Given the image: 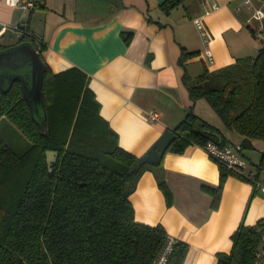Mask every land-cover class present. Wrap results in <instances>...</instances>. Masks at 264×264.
<instances>
[{"label":"trees","instance_id":"obj_1","mask_svg":"<svg viewBox=\"0 0 264 264\" xmlns=\"http://www.w3.org/2000/svg\"><path fill=\"white\" fill-rule=\"evenodd\" d=\"M182 1L164 0L160 7L168 13ZM250 30L261 42L255 56L212 71L205 68L188 84L193 101L205 98L224 124L244 137L242 147H250L251 139L264 141V21L261 35ZM20 33L14 44L44 48L27 27ZM121 36L129 44L132 33ZM10 46L2 44L0 50ZM193 55L182 49L181 64ZM89 80L78 67L54 73L45 63L40 94L46 130L20 81L6 90L0 84V264H182L188 244L170 237L161 224L137 222L129 198L144 169L153 167L171 203L158 171L161 162L131 170L139 157L120 147L118 134L99 114ZM174 132L166 152L181 153L191 144L204 147L209 140L224 142L220 130L193 110ZM47 151L57 152L50 165ZM263 162L264 153L258 168ZM219 167L218 188L203 186L213 194L214 206L233 174ZM263 219L250 226L242 221L231 235V250L218 252L216 264H253L263 243Z\"/></svg>","mask_w":264,"mask_h":264},{"label":"crops","instance_id":"obj_2","mask_svg":"<svg viewBox=\"0 0 264 264\" xmlns=\"http://www.w3.org/2000/svg\"><path fill=\"white\" fill-rule=\"evenodd\" d=\"M163 1L39 0L28 12L0 0V45L16 43L21 31L15 27L25 24L44 46L37 49L54 73L71 67L85 71L100 116L118 134L120 147L132 154L142 156L166 128L174 131L193 110L220 130L225 143L239 146L247 170L264 179V162L258 168L264 141L251 139L250 147H242L244 137L226 126L205 98L193 101L188 90L205 68L216 70L258 53L261 42L250 27L261 35L263 21L252 18L254 9L263 7L261 1L183 0L168 13L160 7ZM123 31L132 33L129 44ZM182 49L195 53L184 64ZM152 111L157 120L149 118ZM219 165L196 144L181 153L165 152L158 171L171 203L153 167L144 169L129 196L137 222L161 224L170 237L188 244L182 264H216L218 252L231 250V235L242 221L250 226L264 218V195L234 173L213 205V194L203 186L218 188Z\"/></svg>","mask_w":264,"mask_h":264},{"label":"water","instance_id":"obj_3","mask_svg":"<svg viewBox=\"0 0 264 264\" xmlns=\"http://www.w3.org/2000/svg\"><path fill=\"white\" fill-rule=\"evenodd\" d=\"M37 48V45L34 46L28 42H21L0 50V68L3 67V65H6L10 66L12 69L9 72L8 69L5 68L3 72H0V84L3 87L7 86L4 89L6 90L11 85V82L19 80L23 88L24 96L31 107V111L32 103L30 102V96L32 95V92H35L42 101L40 84L45 70V62H43ZM11 71L15 72L13 73ZM8 80L9 83L5 86V82ZM41 125H44L46 130L47 125L45 124V121ZM175 136V132L172 129L166 128L151 147L137 159L131 170H137L146 163L159 164ZM50 157L53 158L52 161L50 160ZM56 159L57 152L47 151V163L49 165L55 162Z\"/></svg>","mask_w":264,"mask_h":264},{"label":"built area","instance_id":"obj_4","mask_svg":"<svg viewBox=\"0 0 264 264\" xmlns=\"http://www.w3.org/2000/svg\"><path fill=\"white\" fill-rule=\"evenodd\" d=\"M245 1L247 3H250L252 0H245ZM260 1L263 7L255 8L252 14V18L259 21H264V0H260ZM5 2L12 7H21L24 11L30 12L39 3V0H5ZM214 7H216V4H214ZM194 22L199 28L203 39L207 41L208 34L201 20L199 18H196ZM25 27H26L25 24H20L15 28L21 31ZM3 30L0 31V34L3 32ZM205 53L208 58L212 57V53L210 50L206 49ZM148 116L151 120H157L159 118L158 113L154 111L149 112ZM203 148L214 161H216L218 164L223 165L231 173H234L242 177L246 181L250 182L258 192L264 195V179H260L256 171L247 170L248 162L241 155L239 146H236L232 143L209 140ZM164 260H165V255H163L160 262ZM253 264H264V237H263L262 247L255 253V259Z\"/></svg>","mask_w":264,"mask_h":264},{"label":"rangeland","instance_id":"obj_5","mask_svg":"<svg viewBox=\"0 0 264 264\" xmlns=\"http://www.w3.org/2000/svg\"><path fill=\"white\" fill-rule=\"evenodd\" d=\"M5 68L8 69L9 72H10V70H12L10 68V66L3 65V67L0 68V72L1 71L3 72L5 70ZM11 72L14 73L15 71H11ZM8 83H9V80L7 82H5V86ZM31 94L32 95L30 96V102L32 103V113H33L34 117L42 124L45 121V108H44V105H43L42 101L39 99V97L37 96V94L35 92H32ZM15 143H17V140L15 141ZM52 159L53 158L50 157L51 161H52Z\"/></svg>","mask_w":264,"mask_h":264}]
</instances>
